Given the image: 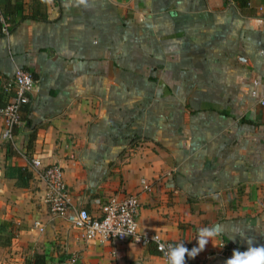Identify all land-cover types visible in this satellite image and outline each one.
Returning <instances> with one entry per match:
<instances>
[{
    "label": "crops",
    "instance_id": "0c3cea01",
    "mask_svg": "<svg viewBox=\"0 0 264 264\" xmlns=\"http://www.w3.org/2000/svg\"><path fill=\"white\" fill-rule=\"evenodd\" d=\"M7 1L0 107L17 70L35 85L17 156L0 137V264H164L153 243L84 242L49 214L19 153L59 165L90 216L134 195L141 235L191 251L219 225L223 247L209 241L190 263L225 264L247 238L264 246V0Z\"/></svg>",
    "mask_w": 264,
    "mask_h": 264
},
{
    "label": "built area",
    "instance_id": "2783aa9c",
    "mask_svg": "<svg viewBox=\"0 0 264 264\" xmlns=\"http://www.w3.org/2000/svg\"><path fill=\"white\" fill-rule=\"evenodd\" d=\"M0 21L3 23L1 16ZM34 85V79L23 70H17L12 78L5 82L4 87L12 88L14 94L8 103L0 107V125L3 129L1 139L12 141V131L22 124L18 108L21 104L29 102V93ZM19 156L41 183L43 202L49 214L62 219L71 229L79 231L84 242L129 241L141 247L153 243L156 253L164 261L166 246L170 244L159 241L155 235L145 236L138 233L136 222L138 202L134 195H126L121 199L106 198L100 203L98 216H90L86 210L73 204L59 165H44L39 159L23 153H19ZM141 183L143 184L142 181ZM234 250L236 249H226L223 257L229 259ZM185 264L203 263H190L185 258Z\"/></svg>",
    "mask_w": 264,
    "mask_h": 264
},
{
    "label": "clouds",
    "instance_id": "9594fccd",
    "mask_svg": "<svg viewBox=\"0 0 264 264\" xmlns=\"http://www.w3.org/2000/svg\"><path fill=\"white\" fill-rule=\"evenodd\" d=\"M85 0H79V3H84ZM83 215V214H81ZM222 235V230L219 225L212 227L200 228L195 236L197 246L191 251L183 246V243L170 244L166 246L164 255V264H185V257L194 258L200 251L204 249L209 241H217L220 247H223V242L219 240ZM244 238V233L238 234ZM247 248L241 252L234 250L231 257L225 261V264H264V246H253V239H246Z\"/></svg>",
    "mask_w": 264,
    "mask_h": 264
},
{
    "label": "trees",
    "instance_id": "16d2710c",
    "mask_svg": "<svg viewBox=\"0 0 264 264\" xmlns=\"http://www.w3.org/2000/svg\"><path fill=\"white\" fill-rule=\"evenodd\" d=\"M247 2L248 0H234L235 5L239 9H244L247 6ZM10 10H13V11L17 10V6L9 5L7 0L0 1V16L3 20V23L0 21V35L9 34L13 28L12 22L8 19V11ZM27 105L28 104H21L18 108L19 119L25 125H26V121H24V119L21 118V111L22 110L24 111ZM4 147L6 149L7 157L17 156L15 150L12 147V144L9 141L5 142ZM12 169L14 170V173L12 175H14L15 177L13 178L10 175V173L5 171L4 173L5 178H13L15 179V184L24 186L25 182L30 179V176H31L30 173L27 172L24 168H20V167L15 168V169L12 168Z\"/></svg>",
    "mask_w": 264,
    "mask_h": 264
}]
</instances>
